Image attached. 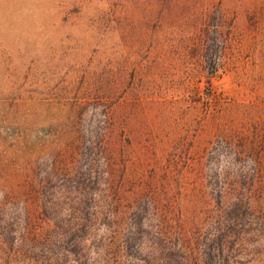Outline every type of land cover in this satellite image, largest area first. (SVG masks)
Instances as JSON below:
<instances>
[{
	"label": "rangeland",
	"instance_id": "rangeland-1",
	"mask_svg": "<svg viewBox=\"0 0 264 264\" xmlns=\"http://www.w3.org/2000/svg\"><path fill=\"white\" fill-rule=\"evenodd\" d=\"M221 195L264 264V0H0V264H202Z\"/></svg>",
	"mask_w": 264,
	"mask_h": 264
},
{
	"label": "trees",
	"instance_id": "trees-1",
	"mask_svg": "<svg viewBox=\"0 0 264 264\" xmlns=\"http://www.w3.org/2000/svg\"><path fill=\"white\" fill-rule=\"evenodd\" d=\"M218 28H216V30H207V32H205V36L202 39V41H205V44L203 45V49L202 52L207 53L208 52V48H209V41H218L219 39V31L217 30ZM204 43V42H203ZM218 50L216 52V54L213 56L212 60L213 61V66H212V72H215L219 65V57L217 55ZM216 58V60H215ZM224 190V189H223ZM222 190V191H223ZM251 196H247L244 193H238L236 195V201L239 207H242L243 209L246 210H250L251 209ZM217 205L219 206L217 208V212H216V216H217V226L215 228V234H213L212 239H211V243L214 244V248L212 249V252L203 256L202 259V264H219L218 260L219 258L223 255L225 249H227L228 245V237H229V232H228V226L230 223V221L232 222V224H234L236 217H238V212H236L234 215L235 217H233L232 219L230 218V214H229V208L225 207V205H223V200H222V195H221V200H218ZM237 206V205H236ZM162 239H164L165 241L169 242L170 239L168 238V236L166 234H163ZM152 250L155 251V254H153L154 252H152L149 255V258L151 260H158L159 258L156 257L157 253L160 256H166V253H164V249L161 246H158L157 243L152 242ZM175 245V244H174ZM178 245V249L179 250H183L184 246L182 244H176V246ZM110 249V248H109ZM109 252V251H108ZM115 252H112V256ZM164 253V255H163ZM185 251H183V253L181 254V258H182V262L183 264H191L190 263V259H188V256H186V254H184ZM111 254V251L110 253ZM107 254V256L109 255ZM166 259H168V262L171 261V258H169V256L166 257ZM184 259V260H183ZM105 264H120L119 260H116L113 257H105ZM126 264V263H123Z\"/></svg>",
	"mask_w": 264,
	"mask_h": 264
}]
</instances>
